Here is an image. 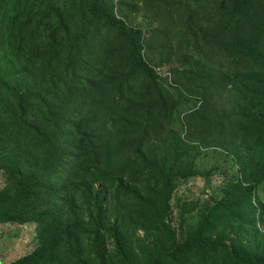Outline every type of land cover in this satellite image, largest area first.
Masks as SVG:
<instances>
[{
	"label": "trees",
	"instance_id": "obj_1",
	"mask_svg": "<svg viewBox=\"0 0 264 264\" xmlns=\"http://www.w3.org/2000/svg\"><path fill=\"white\" fill-rule=\"evenodd\" d=\"M0 173L11 264H264V0H0Z\"/></svg>",
	"mask_w": 264,
	"mask_h": 264
},
{
	"label": "rangeland",
	"instance_id": "obj_2",
	"mask_svg": "<svg viewBox=\"0 0 264 264\" xmlns=\"http://www.w3.org/2000/svg\"><path fill=\"white\" fill-rule=\"evenodd\" d=\"M224 180L223 176L214 175L209 182L197 177L187 184L181 185L175 196L192 201L208 200ZM4 178L0 173V187ZM36 232L34 226L5 225L0 226V264H11L36 248Z\"/></svg>",
	"mask_w": 264,
	"mask_h": 264
}]
</instances>
